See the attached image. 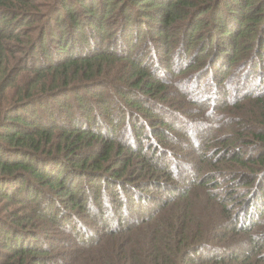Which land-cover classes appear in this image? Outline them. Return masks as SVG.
<instances>
[{
    "label": "trees",
    "instance_id": "1",
    "mask_svg": "<svg viewBox=\"0 0 264 264\" xmlns=\"http://www.w3.org/2000/svg\"><path fill=\"white\" fill-rule=\"evenodd\" d=\"M0 264H264V0H0Z\"/></svg>",
    "mask_w": 264,
    "mask_h": 264
},
{
    "label": "rangeland",
    "instance_id": "2",
    "mask_svg": "<svg viewBox=\"0 0 264 264\" xmlns=\"http://www.w3.org/2000/svg\"><path fill=\"white\" fill-rule=\"evenodd\" d=\"M139 35V34H138ZM134 38H136V36H134ZM140 42H142L143 43V41H140ZM148 46H151V47H153L154 46V43H153V41H151V42H148ZM134 50L136 51V47L134 46ZM134 52V51H133ZM150 54V52L148 53V55ZM176 54V55H175ZM178 54L179 53H176V50H173L172 52H170V54H168L167 53V55H166V57H162V55H160V57H158L159 58V62H160V64H161V66H162V73H163V75L165 76V75H167V68H165L164 66H168V67H171L170 69H172L174 66H175V60L176 59H178L180 62H178V64L179 65H182L183 64V62L186 60V58L187 57H185V59L184 60H180L179 59V56H178ZM148 55H144V63H147V59H149L147 56ZM206 57L207 56H209V54H207V55H205ZM170 59V60H169ZM169 60V61H168ZM163 61H168V62H163ZM178 65V66H179ZM169 70V69H168ZM241 75H245L244 73H242L241 71H239V70H233V71H231V70H228L227 71V75H226V77H225V79H224V81H223V83H225L224 84V86H223V88L225 89V90H222L221 91V87H219V85L221 84L220 82H219V80L217 81V83L216 84H218V88H220V91L222 92V99H228V98H231L232 96H234L236 93H238V91H236V89L240 86V79L241 78H243V76H241ZM248 78V77H247ZM220 79H221V77H220ZM196 81L198 82V78H196V79H193L191 82H187L186 84H183V85H180V83L179 82H174L173 83V86L176 88V90L178 91V93H182L183 95H187V93H190V91L189 90H187V89H191V87L190 86H192V84H195L196 83ZM206 82H208L209 84H211V86H208V87H204V85H203V83H204V81L203 82H200V84H199V87H198V94L197 95H195V97L196 98H198L199 100L201 99V100H203V101H205L206 103H204V108H205V111L209 108V106H211L212 104H213V101H214V99H215V102L217 103V100H216V98H217V96L215 97L214 95H215V89H213L212 88V86H215V82H214V78H213V76H212V74H210L209 76H208V79L207 80H205ZM236 88V89H235ZM195 90H197V89H195ZM194 90V91H195ZM223 92H225L226 94H224ZM194 94H196V93H194ZM241 94V93H240ZM192 97H194V95H192ZM177 98V97H176ZM194 102H195V99H194ZM209 103V106L207 105ZM216 110L214 109H212V113L214 114V115H216ZM208 114H210V112L208 113ZM96 114H94L92 117H94ZM123 117H125V115L123 116ZM208 118H209V120H207L208 122H206L207 124H204L206 127H208L209 126V123H214V117H213V115H209L208 116ZM203 120V119H202ZM203 122H205L204 120H203ZM178 128V132L176 133L177 134V139H176V141L177 140H179V147L180 148H184L187 144H186V142L183 140V138H182V136H181V130H180V128L179 127H177ZM151 132L152 133H154L152 136H154L155 137V132H154V130L152 129V130H150V133L148 132L147 133V139H149L150 138V136H151ZM191 132V131H190ZM119 133V132H118ZM122 134L124 133V135H126V130H124L123 131V129H122V132H121ZM192 140H191V142L194 144V148H197V144H196V140H199V142H201L202 141V139H200V137H204L205 136V134L203 133L202 135H201V133H199V132H192ZM122 139H124L123 137H122ZM152 143V141H150V139H149V143L148 144H151ZM217 150H215L214 152H212V153H210L211 155H214V154H217V152H216ZM170 152V161L171 162H173V161H176V160H178V159H175V157H174V155L176 154V153H174V151H172V150H170L169 151ZM209 154V155H210ZM210 155V156H211ZM218 155V154H217ZM181 161H182V163H181V167L183 168V170L185 171V172H187L188 170H189V168H190V166L188 165L189 164V162H190V160L191 161H193V162H195V159H192V157L191 156H187V157H182L181 159H180ZM169 164H170V162H169ZM173 166V165H172ZM192 178V177H191ZM186 180V179H185ZM110 189H112V187L110 186V187H107L106 189H104V188H101V192H100V195L97 197V198H99V199H94L95 200V204H92V202H91V199L90 198H88L85 202V204L84 205H87V201L89 200L90 201V208L86 211V210H84V211H79V210H74L73 208H71V207H65V206H62V207H57L56 209H55V211H57L58 213H62V214H65L64 215V217H66L67 215L66 214H69V215H71L72 216V218L73 219H76V218H81L82 220H83V222L85 221V219H87V220H90V217H89V214L90 213H93V214H95V215H98V213H97V211H98V209H101V208H104V207H107V208H109L108 207V205H105L104 203H103V201H104V197L106 196V193H110ZM115 189H117L116 191L117 192H121V191H123L122 189H120V188H115ZM113 193V192H112ZM111 193V194H112ZM144 196V195H143ZM136 201V202H135ZM135 201H131L130 202V204H133V208L131 209L130 208V210L132 211V213L133 214H138V211H146V210H148L149 208H148V206H145L146 204L144 203V201H142V202H137V200H135ZM141 204H144V206H143V208L141 209L140 208V205ZM113 211V210H112ZM118 210L117 209H115V211H113V213H114V216L115 215H117L118 213ZM68 215V216H69ZM76 221H78V219H76ZM110 222H112V218H111V220H110ZM78 223H82V221H80V222H78ZM69 224V223H68ZM88 226H90L91 224H87ZM56 233L54 232V233H52V235L51 236H49V237H47V238H45V240H50V239H53L54 237V235H55ZM65 234V233H64ZM57 235V234H56ZM53 237V238H52Z\"/></svg>",
    "mask_w": 264,
    "mask_h": 264
}]
</instances>
